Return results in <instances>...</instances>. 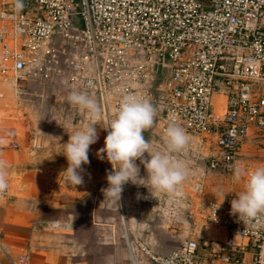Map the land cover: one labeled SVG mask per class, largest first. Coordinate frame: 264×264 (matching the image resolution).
I'll return each instance as SVG.
<instances>
[{"label": "built area", "instance_id": "2783aa9c", "mask_svg": "<svg viewBox=\"0 0 264 264\" xmlns=\"http://www.w3.org/2000/svg\"><path fill=\"white\" fill-rule=\"evenodd\" d=\"M53 81L106 117L117 153L135 150L119 119L161 108L154 153L135 150L156 182L183 181L191 157L208 147L209 171L233 175L245 145L264 140V0H0V100L5 85ZM216 96L225 99L222 114ZM19 150L0 135V157ZM160 193L147 190L140 203L169 209L185 238L153 264H264V204L168 205ZM9 196L0 180V198Z\"/></svg>", "mask_w": 264, "mask_h": 264}, {"label": "rangeland", "instance_id": "374dc122", "mask_svg": "<svg viewBox=\"0 0 264 264\" xmlns=\"http://www.w3.org/2000/svg\"><path fill=\"white\" fill-rule=\"evenodd\" d=\"M3 89L0 135L19 142L20 151L13 153L24 162L19 166L23 174L14 178L20 179V183L23 177L25 186L35 187L37 177H46L44 187L62 188L57 195L46 191L44 196H16L32 204L45 225L73 216L69 219L76 221L77 233L84 235V239L102 236L106 243L122 240L130 255L123 225L126 218L132 225L131 247L141 264H153L151 256H163L182 245L185 229L173 226L174 216L169 209L151 212L139 207L141 182L135 176V150L130 147L121 153L114 151V136L107 130L106 117L97 112L94 104L82 95L73 94L72 89L59 81L26 83L21 91L6 85ZM214 101L222 114L225 99L216 96ZM153 110L150 116L138 109L139 112L119 119L126 122L136 143L152 140L156 134L162 109ZM70 149L73 167L65 175ZM211 153L212 148L208 147L197 157H191L183 181L171 179V185L166 187L168 195L164 197L168 205L176 198L186 202L232 197L239 206L260 208L264 204V140H251L245 145L233 175L210 172L207 156ZM34 162L41 163L39 167L47 169L50 175H34L37 170ZM249 170L254 177L249 176ZM97 222L100 227L95 226ZM58 231L61 232L51 230L63 239L65 230Z\"/></svg>", "mask_w": 264, "mask_h": 264}, {"label": "crops", "instance_id": "0c3cea01", "mask_svg": "<svg viewBox=\"0 0 264 264\" xmlns=\"http://www.w3.org/2000/svg\"><path fill=\"white\" fill-rule=\"evenodd\" d=\"M151 141L149 139L143 144L135 142V150L145 145L147 152L154 153L151 149ZM67 155L66 163L69 166L68 170L65 169V175L72 172L73 150H68ZM135 156L137 157L136 152ZM20 164H24L23 159L15 156L13 151H6L0 157V180L7 182L11 193V197L0 198V230L2 231L0 237V264H13L12 261L22 254L30 256V264H141L136 260V255L131 247L132 225L126 218H124L123 225L125 227V239L130 247V255L128 254L127 245L122 240L118 243H106L102 236L96 237V240L93 238L91 240L89 238L84 239V235L77 233L76 221L69 219L74 218L73 216L67 215L68 218L66 217L64 220L45 225L38 217L37 209H34L32 204L25 203L24 199L16 196L27 194L30 196H44L46 191L57 195L62 188L44 187L45 180L48 179L46 177H37L35 179L36 184L34 183L35 187H29L27 184L25 186L23 177H21L19 183L18 180L20 179L14 178V175L23 174L19 170ZM33 165L37 166L34 175H50L47 169L39 167L41 163L36 164L34 162ZM133 165L135 176L141 182L138 187L139 207L151 212L157 211L142 205L140 197L147 190L160 191V194L165 197L168 195L167 186L156 182L147 168V163L138 157ZM141 185L143 186L141 187ZM68 192L73 194L72 189H69ZM159 210H164V208ZM122 211H125L123 207ZM98 223L94 224L100 227ZM102 226L104 225L102 224ZM59 229L67 231H64L63 239L57 238L51 232V230L61 232L58 231Z\"/></svg>", "mask_w": 264, "mask_h": 264}]
</instances>
